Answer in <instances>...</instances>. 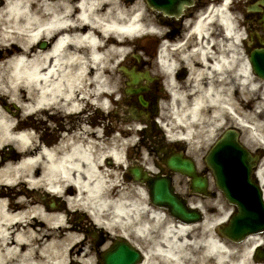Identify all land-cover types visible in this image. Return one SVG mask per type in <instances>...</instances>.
Wrapping results in <instances>:
<instances>
[{"label": "bare ground", "instance_id": "obj_1", "mask_svg": "<svg viewBox=\"0 0 264 264\" xmlns=\"http://www.w3.org/2000/svg\"><path fill=\"white\" fill-rule=\"evenodd\" d=\"M228 8L214 5L182 40H165L161 58L171 94L162 116L172 114V135L185 133L191 144L209 141L234 117L250 135L243 137L247 144L252 137L264 145V81L242 53L243 33ZM145 31L159 28L141 1L0 0V264H66L77 255L89 264L93 251L69 224L75 209L89 210L96 225L144 251L140 264H264L254 254L264 240L260 233L232 243L217 231L230 211L211 219L208 209L200 222L173 220L151 204L143 186L117 189L114 169L127 164L122 153L130 131L105 139L84 113L109 106L117 83L113 64L128 52L130 37ZM183 42L190 76L177 81L169 48ZM60 114L78 115L70 136L55 143L31 130L46 115ZM7 147H18L19 157L5 159ZM260 168L264 181V160ZM26 182L58 196L54 207L47 199H15L5 188Z\"/></svg>", "mask_w": 264, "mask_h": 264}, {"label": "water", "instance_id": "obj_2", "mask_svg": "<svg viewBox=\"0 0 264 264\" xmlns=\"http://www.w3.org/2000/svg\"><path fill=\"white\" fill-rule=\"evenodd\" d=\"M149 2L157 7L156 4ZM251 61L255 70L264 77V49H256ZM132 76L136 82L138 78L133 74ZM207 161L213 170L218 187L224 191L228 200L237 204L239 208L220 231L231 239L240 240L251 232L264 229V201L258 185L251 178L255 161L249 151L239 143L238 132L226 130L210 150ZM171 166L191 175L195 190H204L206 181L195 177L194 167L190 162L177 158L171 162ZM132 172L136 179H142L140 168H134ZM150 186L153 202L168 207L173 216L184 221L202 219L198 210L189 208L186 202L175 194L169 179L158 178L150 181ZM104 258L105 264H136L140 254L131 245L119 243L108 250Z\"/></svg>", "mask_w": 264, "mask_h": 264}, {"label": "flooded vegetation", "instance_id": "obj_3", "mask_svg": "<svg viewBox=\"0 0 264 264\" xmlns=\"http://www.w3.org/2000/svg\"><path fill=\"white\" fill-rule=\"evenodd\" d=\"M249 1V0H248ZM251 1V0H250ZM209 0H194V4L187 7L185 13L181 17H170L164 14H160V19L163 23L169 27L167 36L170 40H182L187 32L190 30V20L195 19L199 9L207 8ZM245 7V6H244ZM264 8V4H262ZM260 14L256 17L258 18ZM168 29V28H167ZM244 45V44H243ZM179 70L175 73V76L179 79H185L189 75V70L186 66L179 65ZM169 82L168 77L161 73L156 76L155 79L150 83L149 90L144 93L146 99V105H142L139 101V94H122L121 99L116 102V108L114 111H110L106 119L111 120L112 117H117L119 115L118 108L122 111L121 117L128 119L131 117H136L142 120L146 125L144 126L142 132L143 143L148 147V160L149 167H152L154 172L160 173L162 176H171L175 178L179 183V188L181 193L188 200H205V197L201 194L195 193L190 186V179L187 176L176 174L167 164L172 156H185L189 158L195 157L190 152V149L185 143L180 141H167L164 136L161 135L159 129L156 127V117L159 114V102L168 99V94L164 90ZM167 89V88H166ZM98 119L101 120L102 114L99 110ZM111 122V121H109ZM111 128V126H109ZM115 125L113 126V130ZM111 131H109L110 133ZM142 156V155H140ZM194 159V158H193ZM200 163H198L197 157H195V162L199 166L201 174H209V168L203 160V155L200 156Z\"/></svg>", "mask_w": 264, "mask_h": 264}, {"label": "rangeland", "instance_id": "obj_4", "mask_svg": "<svg viewBox=\"0 0 264 264\" xmlns=\"http://www.w3.org/2000/svg\"><path fill=\"white\" fill-rule=\"evenodd\" d=\"M131 1L132 2H130V5H132V4L137 2V0H131ZM139 1L144 3V6L146 7L145 0H139ZM231 9H232L231 11L234 13L233 15H235V17H236L235 19L240 20L241 18H244V12H245L246 8H243V6L239 5L236 8H231ZM240 29H241V27H240ZM148 38H152V36L135 39V42H136L135 45L132 46L131 48H128L129 56L131 58H130V60H128L129 58H127L125 63H131V60L135 58V55L137 53L140 54V55L143 54V53H146L145 52L146 51L145 47H146V45L149 46L148 45V41L151 40V39H148ZM149 53H150V49H149ZM148 61H150L151 64H153V60L152 59H148ZM116 69H117L118 74H117V83H116L115 87H116V93H117V95H119L120 94V89H122L123 86H124V80L121 78V75H122L121 73L122 72L119 71V67L116 66ZM90 111H91V109H90ZM45 119H47L46 122H41V120H39V123H43V124H40L39 128H38V134H39V136L41 138H42V134L45 133L44 132L45 128H46V130L48 132L49 131L51 132V127L57 128V131H59V129L62 128L60 125L62 124V122H64L66 124L65 127L62 128L63 131H64L65 128L71 127L73 125V121L70 120V118L64 119V118L60 117L57 120H50V118H48V117L46 118L45 117L42 120L44 121ZM88 120L89 121L93 120L92 116L88 117ZM95 120H97V119H95ZM227 124L224 126V128L229 126ZM230 124H232V123H230ZM116 127H117L116 128L117 131L112 134L113 136L114 135H120L121 132H122V129H124V128H126V129L128 128V130L130 128H132V130L129 132V134L125 138L126 140H128V139L130 140V144H127V146L123 150L124 151V153H122L123 156H124L125 153L128 152V159L130 157L134 158V156H136L137 158H140V157H138L135 154L136 153V148H134V147H136L134 145L136 143H138L139 140H140L139 132L138 133L136 132V130L134 129V127H133V125L131 123H126V121H120V118L117 120ZM223 129H220L219 133H221ZM242 131H243V136H245V135L250 136L247 130L244 129ZM58 137H59V135H57L55 137L54 141H57ZM105 138H106V136H105ZM250 138H251V141L249 140V142H250L249 146L251 148H254V146H256V145L261 146L260 143L256 139H254L252 137H249V139ZM210 141H208V143H206V144H208L207 146H210L209 144L212 142V141L211 142ZM206 148H208V147H206ZM143 149L144 148H142V150ZM202 149L203 148H201V150ZM10 151H11L10 147H7V149H5V151L3 150V155L6 157V159H9V158L11 159V156L8 155V153ZM199 151L200 150H196L195 152L197 154H199ZM114 170H116V176H117L118 182L120 183L119 186L117 187V189H121L123 187L131 188L130 185H133L135 187L139 186V184H136V183H134V182H132L130 180L131 179V175L128 173V171H127V169H126V167L124 165H121V164L118 163ZM5 188L7 189V191H10V193H12L11 195L15 199H17L18 195H19V196L28 197V198L29 197L30 198L37 197L38 199H40L42 201L44 199H47L48 202H51L50 198H51L52 195L50 193H48V191H46L45 189L34 188L28 182H26L25 184H20L18 186H15L13 190H12V186L11 185H7ZM22 188L26 189L25 192H21L20 191ZM222 195H223L222 193H219V196H218L219 198L217 197V199L214 200V201L207 200L208 203L206 205H207V207H209V209H212L213 212H208V214L207 213L206 214L208 216H211V219H215L217 216H222V211L223 210L224 211H229V210L232 209V206L230 204H228V202L224 198H222ZM8 197H6L7 201H8ZM216 202H218V203H216ZM219 207H222V208H219ZM63 211H64V208H63ZM75 211L76 210H70L69 214H67L68 220H69V224H71L72 226L75 227L76 230H78L77 232L80 233L81 237H83L84 235L86 236L87 242L85 243V245L83 247H85L87 249H89V248L92 249V251L94 252V255H95V256H93L94 258L92 260H93V264H95V262H97L98 258H97V251H96V249L94 250V247L97 245V241L98 240H100V241L103 240V243H104L105 241H107L109 239L108 236H105V234L108 233V232L106 230H103L101 232V237H97L94 232L95 231L99 232V229L94 226V223H93L91 217L89 215H87V214H83L82 211H78V213H77V211L76 212ZM64 214H66V213L64 212ZM109 243L110 244L113 243V240H110V241L107 242V244H109ZM76 257L77 258L74 260V262L69 260V261L66 262V264H85L84 260L82 261L81 259H79V255H77ZM87 260L90 261V259H87Z\"/></svg>", "mask_w": 264, "mask_h": 264}]
</instances>
